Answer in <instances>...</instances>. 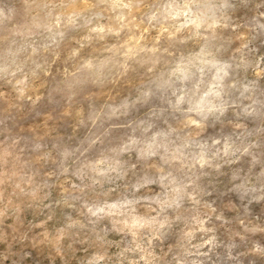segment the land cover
<instances>
[{
    "label": "clouds",
    "instance_id": "obj_1",
    "mask_svg": "<svg viewBox=\"0 0 264 264\" xmlns=\"http://www.w3.org/2000/svg\"><path fill=\"white\" fill-rule=\"evenodd\" d=\"M0 264H264V0H0Z\"/></svg>",
    "mask_w": 264,
    "mask_h": 264
}]
</instances>
